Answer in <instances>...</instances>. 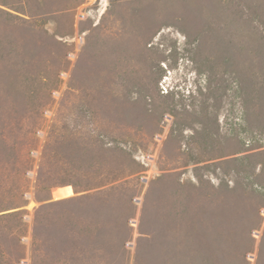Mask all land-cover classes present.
I'll return each instance as SVG.
<instances>
[{
    "label": "rangeland",
    "instance_id": "1",
    "mask_svg": "<svg viewBox=\"0 0 264 264\" xmlns=\"http://www.w3.org/2000/svg\"><path fill=\"white\" fill-rule=\"evenodd\" d=\"M8 1L18 10L26 1L42 22L30 36L1 19L6 64L24 60L37 80L22 107H39L5 127L12 149L0 146V264H75L70 227L110 225L115 213L99 201L86 212L70 202L40 209L103 187L47 192L38 179L63 181L59 163L77 185L85 173L114 179L118 146L141 168L124 184L131 234L120 252L101 248L86 264H264V17L252 1ZM242 9L253 34L233 21ZM111 201L120 205L118 193Z\"/></svg>",
    "mask_w": 264,
    "mask_h": 264
},
{
    "label": "trees",
    "instance_id": "2",
    "mask_svg": "<svg viewBox=\"0 0 264 264\" xmlns=\"http://www.w3.org/2000/svg\"><path fill=\"white\" fill-rule=\"evenodd\" d=\"M34 1L39 4L38 0ZM251 1L252 4L255 6V11L252 8L253 5L251 6V14L253 16L255 15L258 17H264V0ZM0 5L2 6H0V126H2V131L0 132V146L2 151L8 152V150H11L12 147L7 140V132L5 131V127L9 128L11 126H22V124L24 123V117L33 114L35 107L39 106L36 105L32 107V103L30 105L28 104L27 108L25 109L22 107V101L24 100V98L35 97L36 90L34 86L37 83V80L36 78L33 79L30 76V72L29 74L26 73L27 66L24 64V60L20 61L18 59H14L11 66H8L6 64V62L10 60L13 55L9 48L8 40L3 38L5 36V33L1 26V19L2 17H4L2 19V23H5V21H7L6 19H8L7 17H12L14 20H17L19 24H22L24 26V30H26L27 34L30 36L32 33H38L40 31L38 24L42 19L40 13H34L31 11L26 1H23V6L19 10L13 9L11 7L12 2L8 0H0ZM8 9L14 10L28 17L26 18L23 17V15L14 14L8 11ZM244 9L236 11L237 13L234 14L233 21H236V17L239 15L240 20L238 23L240 24V28H242V26H247L249 32L253 34L254 21L244 19L245 16H251L246 15L248 11ZM31 18H33L34 20L30 22L29 20ZM262 30L263 31H261L260 33L261 36L258 45L264 47V28ZM41 33H45L48 35V32L44 30V28L42 29ZM249 78V76H246L245 74H243V72H240V84L243 87L248 84L247 82L249 81ZM8 81L11 84V86L9 87L13 88L9 92L6 89ZM199 90L201 91V88H199ZM24 111L26 115L22 114V112ZM15 115H17V119L15 118ZM13 116L14 118L9 119ZM116 151L117 156H119L123 160V163L115 171V173L118 172L115 178H122L124 174H126L124 176L125 179L123 180L120 186L114 184L106 186L109 183L113 182V180H116L115 178L110 179L107 177H97L96 179H91L90 176L85 173L84 179L80 180L81 182L78 184L84 187V189L79 190V186L77 185V183H74L69 178L64 177V173H67L68 170L66 169V165L62 166L60 165V163L58 164L59 169L60 167L61 170L63 168L64 172H61V170L58 171L60 173L59 176H62L61 178H64L63 181H58L56 185L52 183H47V181L41 180L43 179V172L42 174H40V177L38 179V188L47 192H50L53 187L60 185H72L76 194L82 191H88L93 188L103 187L93 193L87 192L80 195L46 202L41 205L40 209H46L48 207H53L56 205L70 202L71 207L78 206L79 209H82L84 212H86L91 208V206H93L97 201H99L101 206L108 213L113 210V212L109 214L112 215L113 213H115V220H113L110 225H93L88 221L87 223H85V220H83L82 218L79 220V225H72L70 227V255L72 262L75 264L78 263V261L86 264L89 260L96 257V251L101 248H105L107 250L106 254L113 255L116 250L120 252V250L124 248V244L126 243V241H128V237L131 234V227L127 224V222L130 218L133 217L135 210L133 203L130 202V195H128L124 191V184L129 182L128 177L134 175L137 172H140L141 170L139 169L141 168L136 167L137 162L134 159L133 152L130 148L118 146ZM245 158L246 155H243L241 157H234L233 159H231V162H242L245 160ZM43 167L44 166L42 165V171ZM163 176L159 177L158 180H161ZM113 193H118L120 201V205L115 208L113 207L111 201ZM255 193H258V191L255 190ZM261 194L263 193L261 192ZM45 199L50 200L51 197H47ZM43 200L44 199H40V201ZM124 210H126L127 213L125 217L120 214V212ZM100 242H102L103 247L98 244Z\"/></svg>",
    "mask_w": 264,
    "mask_h": 264
},
{
    "label": "water",
    "instance_id": "3",
    "mask_svg": "<svg viewBox=\"0 0 264 264\" xmlns=\"http://www.w3.org/2000/svg\"><path fill=\"white\" fill-rule=\"evenodd\" d=\"M144 181H147V179L145 178Z\"/></svg>",
    "mask_w": 264,
    "mask_h": 264
}]
</instances>
